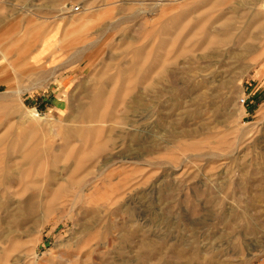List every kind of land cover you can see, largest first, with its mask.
Wrapping results in <instances>:
<instances>
[{
  "label": "rangeland",
  "instance_id": "rangeland-1",
  "mask_svg": "<svg viewBox=\"0 0 264 264\" xmlns=\"http://www.w3.org/2000/svg\"><path fill=\"white\" fill-rule=\"evenodd\" d=\"M0 165V264H264V0H0Z\"/></svg>",
  "mask_w": 264,
  "mask_h": 264
},
{
  "label": "bare ground",
  "instance_id": "bare-ground-1",
  "mask_svg": "<svg viewBox=\"0 0 264 264\" xmlns=\"http://www.w3.org/2000/svg\"><path fill=\"white\" fill-rule=\"evenodd\" d=\"M213 40V39H212ZM222 41L224 42V39L223 40H220V38H218L217 36L215 37V39L212 41L214 44H220V43H222ZM144 50V49H143ZM143 50H138V49H133L132 51L134 52V54L135 55H140V54H142L144 51ZM154 65H151V66H149V67H147L146 69H148V70H146V71H144L142 74H141V80L143 81H147V79H148V77H149V69H154V67H153ZM98 94H97V96L95 97V100H94V103H93V108H98L99 106H100V103L102 104V98H103V96H104V94H103V92L102 91H98L97 92ZM92 114H93V112H92ZM30 158V157H29ZM2 168V165H0V173L3 171V168ZM2 175H4V174H2ZM2 175H0V184H2V183H7V180H8V182H10L11 180V178H10V176H5V178H3L2 177ZM232 221V220H231Z\"/></svg>",
  "mask_w": 264,
  "mask_h": 264
}]
</instances>
